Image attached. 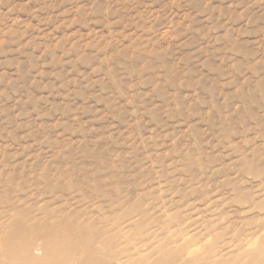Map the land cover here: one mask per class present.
Wrapping results in <instances>:
<instances>
[{
  "label": "rangeland",
  "instance_id": "374dc122",
  "mask_svg": "<svg viewBox=\"0 0 264 264\" xmlns=\"http://www.w3.org/2000/svg\"><path fill=\"white\" fill-rule=\"evenodd\" d=\"M67 217L98 259L247 264L264 0H0V228L41 258L33 221L59 218L52 250L82 252Z\"/></svg>",
  "mask_w": 264,
  "mask_h": 264
},
{
  "label": "bare ground",
  "instance_id": "6f19581e",
  "mask_svg": "<svg viewBox=\"0 0 264 264\" xmlns=\"http://www.w3.org/2000/svg\"><path fill=\"white\" fill-rule=\"evenodd\" d=\"M60 221L62 220H60L59 218H49L46 220L33 221L34 226L36 225L44 228L39 234L43 239V248L51 247V250L49 252L50 256H48V252H46L43 253V256L41 258H37L31 254V250H38L40 249V246L34 247V243L27 240L24 241L21 245H18L13 237L11 238V240H9L8 237L2 234L4 229L0 228V264H4L5 260L8 258H12L14 260L12 264H124V262H119V259H115L114 261H111L110 259H98L97 256H99L98 254L103 250V248H105L106 243H102L99 246L96 245L95 238H90L89 236L83 234V232H85V230L87 229V225H84V223L82 222H70L68 220V217L64 220L67 222L66 228L70 231L72 228H74L77 232H79L76 233V237L71 235H64V238L67 240H71V242L75 240L81 241V243L83 244L82 252L70 253L53 251L52 246L56 245L54 243L56 240L52 239V237L58 239L63 235V233L60 232L61 229L58 228ZM66 232L64 234H66ZM263 247L264 242H262L254 250H251L249 252L247 264H260L264 262V254L263 257H261V249ZM261 258L262 261H260ZM218 263L219 262H217L216 259L211 262L209 261V264ZM151 264L164 263L162 260L158 259L156 261H153Z\"/></svg>",
  "mask_w": 264,
  "mask_h": 264
}]
</instances>
